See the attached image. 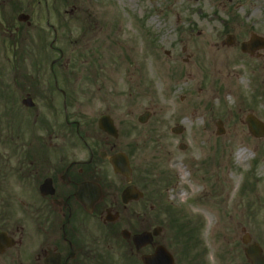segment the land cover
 <instances>
[{"label":"rangeland","instance_id":"rangeland-1","mask_svg":"<svg viewBox=\"0 0 264 264\" xmlns=\"http://www.w3.org/2000/svg\"><path fill=\"white\" fill-rule=\"evenodd\" d=\"M56 8L67 28L57 21ZM31 19L28 27L15 24L16 31L0 24V172L9 168L3 158L14 148L7 137L12 128L33 149L80 148L82 137L109 154L102 144L110 140L114 151L127 154L133 181L146 186L145 205L153 207L151 218L118 227L114 241L86 221L98 250L92 264H124L130 255L120 229L158 225L155 242L173 254L175 264H249L244 233L264 250V140L252 137L244 123L248 113L264 121V49L250 57L239 48L252 32L264 37V0H48L47 11L41 7ZM47 19L60 30L51 50ZM228 34L234 44L222 43ZM54 59L53 67L65 70L55 76L65 91L64 106L60 91H49ZM25 94L35 103L32 109L21 105ZM145 110L151 115L140 124ZM66 114L78 124L76 137L72 125L63 128ZM104 114L117 128L116 139L97 128ZM41 119L54 125L53 133ZM217 120L222 135H216ZM176 125L183 128L179 135L171 133ZM240 149L247 157L238 160ZM179 159L199 180L193 196L187 188L176 195ZM160 171L167 173L166 184L157 182ZM16 184L13 179L6 217L16 244L0 264H33L41 229L36 217L21 212ZM166 205L188 221L189 240L175 234ZM129 258L133 264L137 259Z\"/></svg>","mask_w":264,"mask_h":264},{"label":"flooded vegetation","instance_id":"flooded-vegetation-1","mask_svg":"<svg viewBox=\"0 0 264 264\" xmlns=\"http://www.w3.org/2000/svg\"><path fill=\"white\" fill-rule=\"evenodd\" d=\"M44 2L0 0V11H4L0 24L15 29H18L15 26L17 23L28 26V21H18L19 14L29 12L30 20ZM55 10L57 21L60 22V12L57 8ZM14 138L19 141L15 142L11 153L3 158L4 162H10L8 171L4 170L3 174L0 172V232L12 237L9 235L10 224L6 217L12 212L14 179L19 187L14 197L21 206V212L36 217L37 227L41 229L38 253L33 264H92L98 256V250L90 242L86 221H93L104 237L106 235L113 240L118 238V227L125 224L131 228L130 221L154 216L153 207L145 205L148 196L146 186L141 185L140 180L133 181L132 166L130 183L126 182L125 177L114 173L108 156L117 151H114L110 140L102 144V148L110 151L108 154L99 150L96 141L90 145L82 137L80 143L83 146L80 148L63 146L40 149L25 147L26 142L20 133H11L10 139ZM133 148V145L129 146V149ZM11 159L14 160L13 168ZM92 185L98 186L100 197L89 211L86 203L97 194ZM129 185L142 191L143 196L125 204L121 201V193ZM107 210L117 214L115 221H105ZM145 230L148 229L132 228L129 232L133 234ZM119 236L128 247L129 255L137 257V260L134 259L137 264H141V254L151 253L155 247L154 239L153 244L136 251L130 239L125 240ZM108 246L113 248L114 244ZM262 254L264 256L263 248ZM131 259L128 258L126 264H133ZM0 262L4 263L5 260L0 258Z\"/></svg>","mask_w":264,"mask_h":264},{"label":"water","instance_id":"water-1","mask_svg":"<svg viewBox=\"0 0 264 264\" xmlns=\"http://www.w3.org/2000/svg\"><path fill=\"white\" fill-rule=\"evenodd\" d=\"M233 41V37L228 36V40L226 41L228 44ZM264 48V39L251 35L248 41L241 43V50L243 52H248L253 54L256 50ZM23 104L26 106H33V102L31 98H25ZM148 117V113H144L139 120L141 122L145 121ZM248 129L251 134L255 137H263L264 138V123L260 122L256 118L251 115H248L245 119ZM99 127L106 131L109 134L116 135V131L112 125L111 120L108 116H102L99 119ZM173 131L180 132L181 128H174ZM110 163L113 165L115 172L121 173L127 176L129 180V168L126 157L123 154H115L109 158ZM142 194L136 191L132 186L127 187L122 193L123 202H127L130 199H137ZM108 220H113L115 216L111 214H107L106 217ZM160 228H154L152 232H142L140 234H135L132 237L133 244L136 249H140L141 247L151 243L153 239V235H157L160 232ZM122 236L127 238L129 233L126 231L121 232ZM249 241V237L247 235L244 236L243 242L247 243ZM13 242L10 239H6L0 234V250L3 248H7L11 246ZM245 254L248 259L251 260L252 264H264V258L261 256V250L257 244H251L245 249ZM141 259L144 264H173L172 255L163 247L157 246L154 253L152 255H143Z\"/></svg>","mask_w":264,"mask_h":264},{"label":"bare ground","instance_id":"bare-ground-1","mask_svg":"<svg viewBox=\"0 0 264 264\" xmlns=\"http://www.w3.org/2000/svg\"><path fill=\"white\" fill-rule=\"evenodd\" d=\"M236 157L238 160L240 159H243V158H246L247 156H243V151L240 149L237 151L236 153ZM174 160V159H172ZM180 178L184 181L185 180V183L188 185V188H189V194L190 195H194L197 193V188L196 186H198L199 184V180L197 178H194L192 179L191 181H187V178H188V173H185V171L183 169L180 170ZM183 184L182 182L180 183V185ZM181 194V193H180ZM182 196H184L185 194H181ZM208 219L210 220L211 218H213V213L210 212V211H206L205 212Z\"/></svg>","mask_w":264,"mask_h":264}]
</instances>
